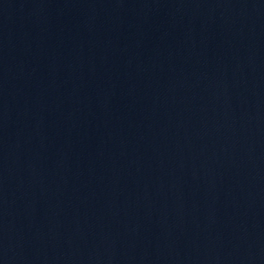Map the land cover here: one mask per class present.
Instances as JSON below:
<instances>
[{
    "label": "water",
    "instance_id": "95a60500",
    "mask_svg": "<svg viewBox=\"0 0 264 264\" xmlns=\"http://www.w3.org/2000/svg\"><path fill=\"white\" fill-rule=\"evenodd\" d=\"M0 264H264V0H0Z\"/></svg>",
    "mask_w": 264,
    "mask_h": 264
}]
</instances>
